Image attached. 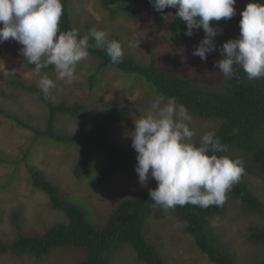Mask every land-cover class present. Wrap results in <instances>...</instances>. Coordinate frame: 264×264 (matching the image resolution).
Returning <instances> with one entry per match:
<instances>
[{"label": "rangeland", "instance_id": "obj_1", "mask_svg": "<svg viewBox=\"0 0 264 264\" xmlns=\"http://www.w3.org/2000/svg\"><path fill=\"white\" fill-rule=\"evenodd\" d=\"M122 2L137 5L139 17L134 20L127 18L119 9ZM68 4L76 25L81 28L89 25L92 30L104 31L109 39L118 37L125 55L129 57L142 63L153 58L169 73L189 77L194 82L213 84L222 77L214 66V62L219 60L215 51L207 56V60L193 55L194 48L205 35L202 28L194 30V42L186 44L172 37L166 25L160 29L151 28L154 8L141 0H70ZM246 5L245 0H236V14H240ZM211 24L223 29V34L215 38L227 41L239 36L240 27L219 22ZM16 43L11 39L0 43V106L4 110L20 116L27 124L44 127L47 107L36 96L11 86L8 81L11 77H21L37 84L40 76L47 75L55 81V88L50 93L55 102L81 101L87 105V113L82 119L60 115L56 123L58 128L71 131L87 128L98 110L111 106L127 107L131 112L129 121L107 130L103 137L126 154L136 152L131 146L130 136L134 121L146 113L157 97L163 96L157 94L143 78L113 67L99 69L96 59L89 57L77 64L71 82L60 79L55 70L41 71L37 75L14 51ZM90 74L94 75L92 88L88 84ZM163 98L165 102L168 99ZM191 117L190 127L196 132L193 137L195 143H199L205 132L217 131L221 127L219 118ZM86 150L83 144H63L37 136L29 128L0 113V154L7 158V162H0V240L12 242L17 237L18 230L13 225V212L16 211L19 212L20 232L26 235H41L51 225L68 221L63 211L50 206L49 198L42 190L32 187L30 169L42 170L96 227L107 222L120 201L145 190L146 187L138 182V175L125 171L120 164L107 186H93L92 175L106 164L105 155L99 151L91 155L89 172L80 179L75 178L73 164ZM245 181L264 203V181L254 172L251 163H248ZM151 182L156 181L150 178L148 184ZM250 224H264V215L243 211L241 201L233 197L227 199L225 213L218 217L217 225L213 227L211 223L236 264H254L264 257L262 247L247 239ZM145 235L167 264H213L198 250L192 235L184 230L183 222L171 210L154 204ZM85 257V248L61 247L40 259L30 254L2 253L0 264H78ZM111 263L145 264L136 258L134 249L128 244L121 245L112 256Z\"/></svg>", "mask_w": 264, "mask_h": 264}, {"label": "trees", "instance_id": "obj_2", "mask_svg": "<svg viewBox=\"0 0 264 264\" xmlns=\"http://www.w3.org/2000/svg\"><path fill=\"white\" fill-rule=\"evenodd\" d=\"M69 1L62 0L64 11L60 20V30L76 29L81 36L88 34L92 30L89 25L81 28L73 22L68 8ZM141 1L152 6L149 0ZM245 1L246 4L250 2ZM255 2L264 3V0ZM119 9L131 20L137 19L140 15V8L133 3L122 2ZM176 12V8L167 7L162 13L153 10L149 26L160 29L166 25L172 37L192 44L195 39L193 35H185L186 24L175 16ZM240 19L241 15L236 14L230 20L222 19L219 23L240 27ZM111 39L121 44L118 37ZM215 41L218 46L215 53L222 59L219 46L226 40L215 38ZM90 45L89 58L96 59L97 68L113 67L125 74L143 78L157 94L165 98H174L178 104L184 105L189 114L204 119H221V127L215 132L221 143L227 145L228 151L217 155L239 158L244 162L245 168L240 181L227 194V199L237 198L241 201L243 211L264 215V203L245 181L248 163L253 165L254 172L264 181V79L249 81L243 69L237 67L238 79L228 80L222 74L216 83H199L189 77L169 73L153 58L147 63H142L124 53L123 62L113 64L105 49L95 46L94 39H90ZM20 48L22 45L18 42L13 47L23 64L34 70V65L28 64L20 55ZM53 70L54 67L50 65L41 71ZM93 79L94 75L90 74L88 78L90 88L93 87ZM8 82L11 86L36 96L47 107L48 116L45 126L39 127L27 124L20 116L4 110L1 106L0 113L29 128L37 136L63 144H83L87 147L86 152L73 164L72 173L75 178L80 179L89 172L91 155L95 151L105 155L106 164L92 175L93 186H107L113 180L119 164L125 171L137 174L135 171L137 153L126 154L103 137L107 130L129 121L131 117L129 108L104 107L94 114L87 128L77 131L66 130L56 126L59 116L82 119L87 113L86 103L66 100L55 102L45 99L36 83L21 77H11ZM0 162H7L6 156L0 154ZM30 183L33 188L42 190L48 196L50 206L63 211L68 221L51 225L41 235H26L20 232L19 212H13V225L17 228L18 234L12 242L0 240V254L7 252L16 256L30 254L40 259L53 249L82 247L86 249V257L78 264H112L111 258L115 252L122 244H128L134 249L139 261L145 264H167L158 248L145 235L146 224L154 206V201L149 197V188L157 187V182L148 184L142 193L120 201L102 227L94 226L42 170L30 169ZM226 201L223 206L213 205L207 209L188 204L171 210L183 222L184 230L192 235L198 250L213 264H236L234 256L225 248L211 227L212 220L225 213ZM247 239L262 247L264 251V224H250ZM254 264H264V257Z\"/></svg>", "mask_w": 264, "mask_h": 264}, {"label": "clouds", "instance_id": "obj_3", "mask_svg": "<svg viewBox=\"0 0 264 264\" xmlns=\"http://www.w3.org/2000/svg\"><path fill=\"white\" fill-rule=\"evenodd\" d=\"M156 12L176 8L175 16L186 23L185 35L203 29L205 35L193 55L201 60L217 50L215 37L223 29L212 21L230 20L236 15V0H149ZM62 0H0V43L14 40L34 71L54 67L60 79L71 82L76 66L89 57L90 39L104 48L113 64L123 62L121 44L109 39L101 30H91L81 36L76 29L61 31ZM238 38L228 39L219 46L222 59L214 66L228 79H238L236 68L246 73L249 81L264 79V3L250 0L240 13ZM38 87L45 99L55 100L51 90L55 81L40 76ZM192 117L187 108L174 98L157 97L146 113L134 121L131 131L132 148L136 151L135 171L138 182L147 187L149 179L157 187L149 188V197L164 210L188 204L207 209L223 206L227 194L244 174V162L229 156L214 130L205 132L199 143L193 142L196 132L190 127ZM218 218L212 220L217 225Z\"/></svg>", "mask_w": 264, "mask_h": 264}]
</instances>
